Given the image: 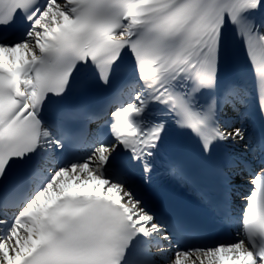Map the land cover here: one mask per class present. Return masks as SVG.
<instances>
[{
	"label": "snow or ice",
	"instance_id": "snow-or-ice-1",
	"mask_svg": "<svg viewBox=\"0 0 264 264\" xmlns=\"http://www.w3.org/2000/svg\"><path fill=\"white\" fill-rule=\"evenodd\" d=\"M230 33L264 114V0H0V264H264V132L249 131L247 113L225 117L228 105H251L247 87L221 94ZM89 73L110 90L107 104L65 105L46 121ZM91 121L95 131L75 127ZM170 123L205 155L243 142L260 162L226 155L222 220L232 219L231 177L247 173L252 185L235 238L212 240L150 203L157 165L190 187L162 155ZM18 161L27 166L12 176Z\"/></svg>",
	"mask_w": 264,
	"mask_h": 264
},
{
	"label": "bare ground",
	"instance_id": "bare-ground-1",
	"mask_svg": "<svg viewBox=\"0 0 264 264\" xmlns=\"http://www.w3.org/2000/svg\"><path fill=\"white\" fill-rule=\"evenodd\" d=\"M189 264H190V261H189Z\"/></svg>",
	"mask_w": 264,
	"mask_h": 264
}]
</instances>
